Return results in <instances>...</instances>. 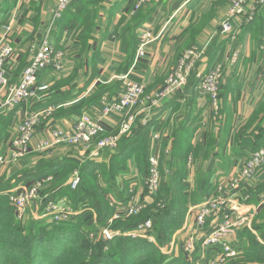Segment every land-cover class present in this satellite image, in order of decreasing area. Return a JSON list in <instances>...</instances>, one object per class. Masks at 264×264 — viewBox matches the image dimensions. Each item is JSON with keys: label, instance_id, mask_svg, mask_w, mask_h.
Segmentation results:
<instances>
[{"label": "crops", "instance_id": "obj_1", "mask_svg": "<svg viewBox=\"0 0 264 264\" xmlns=\"http://www.w3.org/2000/svg\"><path fill=\"white\" fill-rule=\"evenodd\" d=\"M230 1L147 0L130 15L136 0H73L57 19L54 11L58 0H8L10 7L6 2L0 10V22L3 25L13 18L10 35L16 44L11 67L23 63L24 50L29 45L24 35L28 39L30 33L36 40L40 35L41 41L48 36L54 49L61 52L62 66L41 73L37 84L46 83L48 87L38 97L13 110L2 108L0 102V154L6 158L18 137L17 125L22 116L28 111L55 107L37 127L30 144L31 152L18 161L0 166V195L9 197L20 188L33 184L41 176H31L29 172L46 161L52 162L56 172L50 174L53 179L45 182L37 198L28 204L27 216L37 217L44 209L45 202L41 204V201L47 198L70 201L61 190L71 181L67 176L73 164L87 150L107 165L108 172L101 175L99 181L111 193L102 195L99 181L89 178L102 202V207L85 201L80 204L84 207V203L88 204L81 220L92 227L100 225L98 223L106 212L112 214L121 207L130 189L136 190L135 197L144 196L145 188H140L144 182L141 165L144 161L140 159L146 158L147 153L160 156L161 168L169 173L168 181L174 179L178 185L183 184L187 195L193 185L202 182L211 186L217 182L231 183L242 172L252 150L264 146V79L261 77L264 3L257 6L254 18L248 22L246 13L252 0L248 2L247 11L234 20L238 36L233 39L231 35L219 33V24ZM145 28L156 39L147 45L145 55L135 60L139 33ZM193 44L205 46L194 73L197 70L206 73L215 64L222 67L217 108L198 88L195 75L182 89L158 105H150L147 97L140 101L133 111L136 114L133 131L121 138H131L132 149L123 143L115 152L100 154L94 140L88 145L73 146L77 152L68 151L71 146L64 145L35 150L52 128L72 129L76 117L82 113L100 120L108 134L116 131L124 119L123 114L110 112L103 115L101 100L110 101L119 96L120 76L128 73L129 77L142 82L146 86L145 94L150 95L162 87L182 50ZM3 96L0 93V101ZM153 133L159 138L153 137ZM41 155L46 158L42 159ZM117 163L123 167L119 172L113 171ZM242 183L233 196L239 198L242 193L249 204L258 205L257 217L264 207V167ZM208 190L199 188L195 196L198 200L187 203L186 208L207 198ZM189 209L183 217L182 233L189 232L195 225ZM75 223L73 219L71 224Z\"/></svg>", "mask_w": 264, "mask_h": 264}, {"label": "built area", "instance_id": "obj_2", "mask_svg": "<svg viewBox=\"0 0 264 264\" xmlns=\"http://www.w3.org/2000/svg\"><path fill=\"white\" fill-rule=\"evenodd\" d=\"M72 0H58L57 7L54 11V17L61 15ZM131 13L133 14L138 10L147 0H136ZM256 4L264 3V0H252ZM249 0H231L225 18L220 25V32L224 34H231L232 38H236L237 32L233 25V19L243 15L246 12V6ZM254 9V8H253ZM250 8V10H253ZM246 17L250 18L251 15L246 13ZM249 20V19H247ZM13 18H10L5 24L2 25L0 34V91L4 89L8 83L9 73L11 68V58L13 57V46L9 35L12 30ZM151 41V32L148 29L142 30L137 55L140 57L144 54V47ZM205 47L201 45H193L192 47L184 50L179 58L177 65L174 67L173 72L165 79L163 87L154 94L153 97H148L150 105H158L162 99L176 93L178 89L185 86L191 72L194 70L195 64L201 59L205 52ZM31 59L25 66L23 74L21 75L19 83L10 88L5 104L8 106L18 105L25 103L28 99L38 97L42 91L47 90V84H37V78L42 69L52 67L58 69L61 67V52L56 51L52 46L50 40L46 37L41 41L40 45L35 48L30 55ZM128 74L123 77V93L118 100L107 102L105 99L101 100L102 114L108 115L110 112H118L126 110L125 119L122 120L118 130L108 134L104 124L95 118L90 117L86 113L79 114L76 117L72 129L65 130L62 128H52L49 131L48 137L41 139L35 147L36 151H43L51 149L60 145L64 146H77L80 144L88 145L96 140V149L111 148L117 145L120 137L127 133L134 124L135 113H130L129 110L137 106L144 94V86L135 81L128 79ZM222 76V67L220 64L212 66L211 70L198 74L199 89L208 96L215 108L218 107V95L220 87V78ZM261 77L264 79V64L261 72ZM55 110L54 106H48L41 111L26 112L23 119L17 125L18 137L14 141V146L10 150L8 158L0 154V166L8 163L9 161H18L31 152V140L36 132L38 126L46 120ZM146 122V121H145ZM154 137L158 139V135ZM158 155L154 154L149 157L148 175L145 181V187L149 196H154L159 190V171H158ZM192 158L189 157V162ZM264 167V146L252 151L248 158L245 160L242 172L234 177L232 183V193L229 194L222 186H218L215 190L198 205L191 206L189 211L194 216V228L204 226L206 219L212 214L221 211L222 216L216 218L218 221H213L212 232L207 235L204 244L210 246L219 245L221 250L218 252L219 257L216 258V264H225L230 258L234 257L235 251H232L229 245L225 242L228 234L233 232V229L250 225L258 213V205L246 204L233 198V193L236 185L240 180L248 179L253 174ZM74 177L70 181V188H75L77 185V173H73ZM53 176L48 174L40 177L29 186H24L19 190L11 193L9 196L10 204L14 209L16 219H23L27 213V205L30 200L37 198L39 191L44 187V183L51 181ZM146 207L145 203H141L136 199H131L128 207L120 208L109 222L122 217L128 218L130 215H135ZM73 208L64 206L61 208V203L55 200H48L45 203L44 211L39 215V218H47L51 223L66 222L73 214ZM150 219L139 223L131 233L132 237L142 236L148 232L152 226ZM102 234L110 239L112 232L108 229H103ZM193 240H187L183 248L187 253L193 249ZM221 245V246H220Z\"/></svg>", "mask_w": 264, "mask_h": 264}, {"label": "rangeland", "instance_id": "obj_3", "mask_svg": "<svg viewBox=\"0 0 264 264\" xmlns=\"http://www.w3.org/2000/svg\"><path fill=\"white\" fill-rule=\"evenodd\" d=\"M3 2H4V4L7 2V5H8V0H3ZM71 2H73V0ZM71 2H70V4H71ZM259 5L260 4H256L254 1H251V9H253V8L254 9L248 11V15H251V16H250V18L246 17V21L249 22L250 20H252L254 18V12L257 11L256 9H257V6H259ZM8 7H10V5H8ZM246 8H247V6H246ZM131 14L132 13L130 11V15ZM5 15L6 14H4V17H5ZM61 16H62V14L60 16H58L57 19H60ZM240 16H242V15H240ZM240 16H238V17H240ZM236 18L233 19V25H234V20ZM247 19H249V20H247ZM221 22L219 24V33H221L220 32ZM234 28H235V25H234ZM145 29H148V28H145ZM1 31H2V29H1ZM1 31H0V34H1ZM141 33L142 32L139 33V39H140ZM221 34L222 35H226L224 33H221ZM32 35L33 34L30 33L29 36H28V39H26V35H24V39L26 40L27 45L28 44L29 45L24 50V51H26V53L24 55L25 57L23 56L24 57L23 61H22L23 63L22 64L20 63V65H18L17 67H13L12 66L11 68H9V70L7 72V73L11 72L10 73L11 75L8 74L9 75L8 83H7L6 87L4 89H2L4 91H0V93H3V95H4L3 97H1L2 101H0L1 105H2L1 106L2 108H5V109L9 108V109L13 110V109L16 108L15 106L25 104L23 102V103H20L18 105L16 104L14 106H9V105L7 106L5 104V102L7 100L8 93L10 92V88L16 86L19 83V81H20L21 75L23 74L22 72L24 71L25 66L29 62V61H27V64H26V60H30L31 59L30 55L32 54L33 50L35 48H37L40 45V43H41V39L39 38L40 35L37 36V38H38L37 40ZM227 35H231V34H227ZM237 36H238V32H237ZM237 36H236V38H237ZM9 38L11 39V35H9ZM46 38H48V36ZM155 39H156L155 35H153V33L151 32V41L149 43H151ZM233 39H235V38H233ZM11 44L13 46V50H15V45L14 44H16V43L12 39H11ZM22 44L23 43L21 42L20 45H22ZM138 45H139V40H138V44H137L136 51H135L136 52L135 60H139V58H141L143 55H145V49L147 47V45L144 47V49H143L144 54L139 57L137 55V53H138L137 52ZM193 45H200V44H193ZM192 46L186 47L182 51L184 52V50H186V49H188V48H190ZM201 46H204V45H201ZM55 50H57V49L55 48ZM182 53H181V55H182ZM27 54H28V56H27ZM181 55L179 56V58L181 57ZM203 55H202V57H203ZM179 58L177 59V62H178ZM12 59H13V57L11 58V64H12ZM200 60L195 64L194 70L191 72L190 76L195 71V69H196L195 67L198 65ZM177 62L172 67V69H171V71L169 72L168 75H170L173 72V70L175 69L174 67L177 65ZM23 64H25V65L23 66ZM263 64H262V68H263ZM61 66H62V62H61ZM49 68H52V67H49ZM60 68H58V69H60ZM52 69L53 70H58V69H54V68H52ZM261 72H262V70H261ZM199 73L203 74L201 71H198V70L196 71L195 75L198 78V82H199V77H198ZM126 74H128V73H126ZM168 75H167V77H168ZM125 76L126 75H123V76H120V78H119L120 81H121V86H120L121 87V89H120L121 91H120L119 96L116 99H114V100H118L121 97L122 93H123V88L124 87H123V79L122 78L125 77ZM190 76H189V78H190ZM127 77H128V79H130L132 81H135V82H137L139 84H142L144 86V94L142 96V99L145 98V97L148 98L150 96L153 97L154 94L157 93L163 87V84L165 82V80H164V82L162 84V87H160V89L154 91L150 95H146L145 94L146 86L142 82H140L139 80H135V79H133V78H131L129 76H127ZM182 88H180V89H182ZM198 88H199V85H198ZM174 94H172V95H174ZM33 98H35V97H33ZM33 98H30V99H33ZM166 98H168V97H166ZM30 99H28L27 101H29ZM110 101H112V100H110ZM110 101H107V102H110ZM139 104L137 106H139ZM159 104H160V102H159ZM137 106H135L132 109H130L129 112L130 113H134L133 111L137 108ZM28 112H30V111H28ZM118 112H120V113L122 112L123 117L125 119L126 110L118 111ZM23 118L24 117L22 116L21 119H23ZM120 124H119V127H120ZM118 128H117V130H118ZM129 131L127 133L123 134L121 137H123L126 134L129 135V133H131V131H133L132 128ZM155 134H157V133H153L152 136L154 137ZM121 137H120V139H119V141H118L116 146L111 147V148H104L103 150L99 149V151H101L100 154L107 153L109 151L112 153V152H115L116 150L120 149L121 146L123 145V143L126 144V140H124V138L121 139ZM85 149H91V148L90 147H88V148L85 147ZM256 149H258V148H255L252 151H254ZM68 151L77 152V150H75L73 146H71ZM90 152H91V150H87V152L84 151L83 153H81L79 155L80 157H78L79 158L78 162H75L73 164V167L70 169V172H69L70 176H69V173L67 172L68 173L67 178L69 177L68 180H71L70 178L74 177L71 174V171H73V170H74L73 173H75V174L77 173V177H78L77 185H76L75 188H73V189L70 188V186H69L70 181H69L68 184L66 186H64L62 188V190H61L62 192H65V194L67 195V197H68V199L70 201H66L65 198H62V200H58L57 198H54V199L47 198V199H45L46 201H48V200L59 201L61 203V208L64 207V206H70L71 208H73V210H74L73 214L70 216V218L67 221L68 222H72V220L74 219V223L76 222V224H77V222L78 223L81 222L83 224L82 228H85V229L86 228H92V226L83 223L82 220H81V217H82L81 215L89 207H88V204H86V203H84L86 207H84V205H80V204H82L83 201L91 204V203H94L96 201V199L98 198L96 190L93 193V191H91L90 189L86 188V185L90 184V182L87 179V176L90 175V176H92L91 178H93L94 181L95 180L99 181L101 175H103L104 173L108 172L107 171V165L104 166L103 163L100 162V160L96 159V157L91 155ZM151 155H154V154H151ZM151 155H149L147 153L146 154V158H142L141 157V159H140L141 161H144V162H141V165L143 167L142 171H143V181L144 182H142V185L140 187L142 190H144V188H145L144 196L141 197V198H139V197L137 198V197H135L136 190L130 189L129 193L127 194V196L125 197V199L122 202L123 205H121V207L116 208L115 211L113 212V214L116 213L117 210H119L120 208L128 207V205L130 203V200L133 199V198L138 200L141 203H145L146 207H143L139 213H137L135 215H130L128 217L129 218L128 220L125 217H122V218H124V221L120 222V224H118L116 226V229L115 228L114 229L110 228V225H111L112 222H109V220L113 217V214H112V216L107 221V224H108L107 226L103 227L102 225H98V226L95 227V228H98L96 233L92 232V231L90 232L89 237H88L89 241H91L93 243V242H97V240H99L101 238H104L105 240H112L115 237H130L131 238L132 237L131 233H133V229L134 228H131V229H128V230L125 229V228H130L131 222H133L135 220H138L140 218H143V217H145L147 215H148L147 219L151 220L149 215H151V213H153V212L158 214L160 212V209H162L164 207V205L167 206L168 198L169 199H173L174 198V199H178V201H181L187 196V190L184 187V185L180 184V183H179L180 185H178L177 182H175V183H176V187H178V190L176 192H174V193L170 192V193H168V195H166V191L169 189V183H168V175H169V173L164 168L163 169L161 168V158H160V156H158L159 157L158 171H159V183H160L159 184V190L157 191L158 193H156L154 196H149L148 195L147 188L145 187V181H146V178H147V175H148V172H149L148 171L149 157ZM41 157H42V159L46 158L44 155H41ZM164 161L165 160H164V156H163V162ZM122 169H123V167L119 166L118 163L113 166V171H115V172H117V171L119 172ZM31 178L32 177H30V179ZM61 179H63V177ZM110 180H112V178H110ZM244 180L248 181V179L240 180L238 182V184L236 185L234 191L236 190L238 185L241 187V185L244 183V182L242 183V181H244ZM84 182H86V185L83 188H81V190H82V192L80 193L81 196H80L79 199L75 200L74 199V194L79 191L80 185L83 184ZM231 183H232V181H231ZM231 183H229V182L228 183H219V182H217L214 186H215V188L217 187V185L218 186H222L225 191H228L229 194H231L232 193V189H231L232 186L230 185ZM99 185H100V189H99L100 191L99 192H101L102 195L103 194L107 195V194L110 193L109 190H106V188H105L106 186H104V184H101L100 181H99ZM42 188H44V187H42ZM198 190H199V185L198 184H197V186H194V185L192 186V189L190 190V194L188 195V196H190L191 201L192 200L193 201L194 200H198L197 197H195L197 195V193H198ZM203 191H204V189H203ZM203 191H201V192H203ZM239 194H240V196H242V197L239 196V198H243L244 200H240L235 195L233 196V198L239 200L240 202H243V203H246V204L249 205V202L247 201V198L242 193H239ZM69 196H70V198H69ZM163 196L166 198L167 202H163L161 200V198ZM71 197H73V199ZM94 198H95V200H94ZM205 199H207V198H205ZM32 200H30V201H32ZM204 200H202V201H204ZM30 201H29V203H30ZM46 201L42 200L41 204H43L44 202L46 203ZM202 201H200V202H202ZM45 203L43 205V208L45 206ZM198 203L197 204H192V206L198 205ZM27 207H28V205H27ZM188 209L189 208H186L184 206L183 208H181L179 210H175L173 213H171L169 215V217L166 218V220H165V227H164L165 230H163L160 226H158L156 221L154 223L153 220H151L150 222H152V226L148 230V232L146 234L142 235V236H136L140 240L146 241V243L149 241V242H151L154 245L155 252L153 254L149 255L148 261L152 260V261H154L157 264H159V263L160 264H171V263L175 264V263L178 262V260L183 259L186 262L184 264H216L215 260H216L217 257H219L218 252L221 250V248H219V245L210 246V245L204 244V242H205V239H206L207 235L212 232L211 230L214 227V226H212L213 225V221L216 222L217 221L216 218H220L222 216L221 211L218 212V213H215V215L212 214L208 219L205 220L206 223L204 224V226L199 227V229H196V228L193 227L192 228L193 231L190 230L189 232L185 231L184 233H182L183 232L181 230V228L183 226L182 225V221L184 220V218H183L184 214H185L186 211H188ZM27 211H28V209H27ZM43 211H44V209L41 212H39L37 217L27 216V214H28V212H27L23 219H17V220H15V223L19 224L20 226H23L25 229L28 227V225L31 222L35 223L37 221H40L42 226H49V224H52L49 221V219H47V218H39V215ZM131 216H135V217H131ZM147 219H145L144 221H146ZM7 220L10 221L11 219H6V221ZM191 221H192V218H191ZM195 222L196 221H194V219H193V221H192L193 225L195 224ZM5 225L6 224L3 223V226H5ZM209 226H210V228H208ZM122 228L125 229V230H123ZM103 229H108L109 231L112 232V236H111L110 239H107L102 234V230ZM263 233H264V207H263L262 211L259 212L257 217L255 216L254 220L250 223V225L239 226V227L233 229V232L226 236L225 242L229 245V247H230V249L232 251H235V255H234V257L230 258L225 264H264V236H262ZM136 237H133V238H136ZM190 239L193 240V244H192L193 245V249L191 250L190 253H187L183 248L185 247V242L187 240H190ZM80 240L81 239H80V237L78 238V236H77V238H75V242L77 244H80V242H82ZM118 241H119V239H117V241H115V243H117ZM65 251H63V253H62L63 255H62V257L60 258V260L58 262H56V263H47V264H78V263L69 262V261H67V259H65L66 255H70L72 257V256H76V254L78 252L74 251L71 247L66 248ZM5 255L6 254H4L3 252L0 251V259L1 260H3L5 257H10L11 258L12 256H14V255H12V256L11 255H6L5 256ZM140 259H142V258H137L138 262H136V263L139 264L141 262ZM87 260H90V259L87 258Z\"/></svg>", "mask_w": 264, "mask_h": 264}, {"label": "trees", "instance_id": "obj_4", "mask_svg": "<svg viewBox=\"0 0 264 264\" xmlns=\"http://www.w3.org/2000/svg\"><path fill=\"white\" fill-rule=\"evenodd\" d=\"M4 7L5 4L3 0H0V10H3ZM1 25L2 22H0V26ZM47 69H42L38 75V78L42 72H47ZM191 76H195V73L193 72ZM131 142V138L126 140V144L128 145L127 147L129 149L133 148ZM187 151L188 150H186V152ZM122 155H124L125 157L126 152H124ZM56 169L57 168L52 164V162L44 161V163L40 164V166L38 165L33 168L29 172V175L42 177L43 175L56 172ZM90 177L92 176H87L88 181ZM168 183L169 189L166 191V195H168V193L170 192L174 193L178 190L174 179H170ZM85 185L86 182L80 185L79 191L74 194V199L80 198V193L82 192L81 188H83ZM90 187L93 186L91 184L86 185V188L90 189ZM199 188L202 190L204 189V191L209 188L208 195H210L215 190L214 186H211L209 185V183L204 182L199 185ZM90 190L93 191V193L95 191L94 187ZM161 200L163 202L168 201L167 206L164 205V207L160 209V212L158 214L153 212L149 216L151 220H153L154 223L156 221L157 225L160 226L163 230H165V220L171 213H173L175 210L183 208L184 206L186 207L187 203L189 202H195V200H192V202L190 196L188 195L181 201H178V199L174 198H168V200L166 201V198L164 196L161 198ZM9 203V197L7 195H0V251L6 255L14 256H12L11 258L5 257L3 260L0 259V264L56 263L62 257L63 251H65L68 247H71L74 251L78 252L76 256H65V259L72 263L138 264L136 263L138 262L137 258H142L140 259L141 262L139 264H157L152 260L148 261L149 255L155 252L154 245L149 241L146 243V241L140 240L137 237H115L112 240H105L104 238H101L97 240V242L92 243L91 241H89V234L91 231L96 233L98 228H82L83 224L81 222H77V224H71V222L66 221L62 223H52L49 224V226H42L41 222L37 221L35 223L31 222L25 229L23 226L15 223V220L17 219L15 217L12 204L10 205ZM94 203H98V205L102 207V202H100L99 198H97ZM112 214L106 212L104 214V219L102 217L101 221H99V224L103 227L107 226V221L112 216ZM147 217L148 215L131 222L130 228L125 229L128 230L136 227L139 223L147 219ZM6 219L11 220L6 221ZM126 219L128 220L129 218ZM122 221H124V218L113 220L110 228L116 229V226ZM3 223L6 225L3 226ZM77 236L78 238L80 237V241H82L80 242V244H77L75 242V238H77ZM262 236H264V233L262 234ZM117 239H119V241L115 243ZM87 258H89L90 260H87ZM184 263L186 262L183 259H180L175 264Z\"/></svg>", "mask_w": 264, "mask_h": 264}]
</instances>
